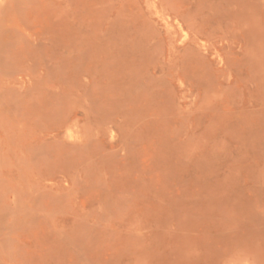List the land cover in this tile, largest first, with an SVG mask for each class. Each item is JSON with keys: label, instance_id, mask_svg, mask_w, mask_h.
Returning a JSON list of instances; mask_svg holds the SVG:
<instances>
[{"label": "rangeland", "instance_id": "374dc122", "mask_svg": "<svg viewBox=\"0 0 264 264\" xmlns=\"http://www.w3.org/2000/svg\"><path fill=\"white\" fill-rule=\"evenodd\" d=\"M0 264H264V0H0Z\"/></svg>", "mask_w": 264, "mask_h": 264}]
</instances>
